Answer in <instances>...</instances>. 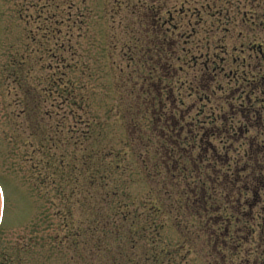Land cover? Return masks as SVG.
Wrapping results in <instances>:
<instances>
[{
	"label": "trees",
	"instance_id": "16d2710c",
	"mask_svg": "<svg viewBox=\"0 0 264 264\" xmlns=\"http://www.w3.org/2000/svg\"><path fill=\"white\" fill-rule=\"evenodd\" d=\"M66 4H70L68 0ZM151 5L152 19L150 25L146 24L153 30L150 34L156 32V38L154 41L151 38L154 44L148 45L146 54H154V59L158 57L154 60L151 76L161 69L162 77H165L172 68L166 58L174 44L165 34L162 35L164 31L160 28L169 22L161 17L164 5ZM60 8L57 1L47 0L43 6L42 25L37 33L32 30L28 33L32 45L41 40L43 43L34 49L27 41L25 52H16L9 63L12 68L18 61L20 67L28 60L31 68L35 62L31 59L42 51L39 62L45 57L57 59L64 70L61 75L66 78V82L60 85L55 76L51 77L41 87L28 85L25 77V86L18 85V89L23 88L24 98L20 102L25 109L10 118L14 128L11 138L28 157L30 172H33L31 176L43 188L47 205L50 208L55 204L63 207L59 214L51 216H55L58 223L53 224L50 218L45 226L50 237L47 241L49 247L68 244L75 257L86 264H216L218 255L219 264H227L236 240L235 228L243 225L242 220L244 227L249 226L243 216L245 206L253 202L250 196L254 199L259 189L264 188V100L255 101L248 109L250 111L243 113L244 117L242 111L246 103L233 108L229 118L226 115L214 118L209 132L198 125L197 140L192 138L193 123L186 122L177 102H170L164 96L166 92L169 94L171 86L158 76L151 80L156 85L144 83V90L151 87L153 90L136 97L135 105H130L126 111L130 119L124 122L130 130V138L127 142L123 140V145V141L119 143L126 151L116 149L117 142L108 141L113 130H106L108 125L102 123L100 116L91 117L84 113L87 131L80 133L78 125L70 127L65 120L63 123L56 118L55 103L61 99L62 103L70 102L71 107L80 105L79 102L85 106L90 100L83 95L85 89L92 91L93 99L99 94L95 90L99 83L94 77L92 83L96 87L90 90L82 79L71 82V70L73 72L75 65L69 67L61 53L70 49L73 38L82 37L86 24L77 21L80 15L77 20H72L59 14ZM172 11L178 12L176 8ZM172 11L168 12L173 24ZM65 24L70 32L66 35L68 40L63 43L56 36L61 35L60 30ZM194 29L192 36L195 35ZM73 30L79 34L75 35ZM50 44H55L56 49ZM72 48L75 60L79 56H76V47ZM210 61L208 65L203 64L209 77L217 69L214 64H209ZM18 70L22 71L21 68ZM16 82H22L21 76ZM239 84L236 90L242 92H246L248 85L249 89L252 87L249 83L247 87L243 82L239 81ZM252 85L253 89L264 91V75L261 74ZM58 88H61L59 98L55 97ZM237 112L244 121H237ZM21 116L27 125L23 131L16 123ZM217 120L222 124L216 125ZM117 124L114 122L115 127ZM242 126L248 130L252 127L256 135L248 146L239 144V150L234 154L235 145L227 144L238 140ZM24 133H27L26 137H23ZM203 135L217 138L220 145L212 150L209 148L210 152L205 154L208 150L202 145ZM219 152H224L225 160L218 159ZM203 155L209 160L201 162L199 157ZM21 156L24 161V155ZM132 177L135 180L132 181ZM136 178L143 182L147 180L148 188L145 195L140 193V198L131 191L134 181L137 183Z\"/></svg>",
	"mask_w": 264,
	"mask_h": 264
},
{
	"label": "rangeland",
	"instance_id": "374dc122",
	"mask_svg": "<svg viewBox=\"0 0 264 264\" xmlns=\"http://www.w3.org/2000/svg\"><path fill=\"white\" fill-rule=\"evenodd\" d=\"M56 1L61 6L59 14L72 20H77L80 15L77 21L86 24L82 37L73 38L69 43L70 49L61 53L69 67L75 65L76 69L73 72L71 70V82L83 80L90 90L96 87L92 83L94 77H97L99 83L98 89H95L99 94L93 99L92 91L85 89L83 95L90 98L86 107L80 102V105L71 107L70 102L62 103L61 99L55 103L56 118L63 123L65 120V124L70 127L78 125L76 127L80 133L87 131L83 117L87 112L91 117L100 116L102 123L108 125L106 130L112 128V135L108 139L110 143L117 142L119 145L121 141L127 142L130 138V130L124 122L130 119L126 111L130 105H135L136 97L142 96L146 91L150 93L152 87L144 90L145 82L153 85L152 79L162 77L161 69L151 76L154 60L158 57L154 59V54H146L148 45L154 44L150 41L151 38L152 41L156 38V32L150 34L152 29L148 27L152 19L149 9L154 3L157 7L164 5L161 17L169 22L160 28L164 31L162 35L165 34L170 43L174 44L170 56L166 58L172 68L168 69L167 75L162 69L166 75L161 78L162 82L169 83L172 88L164 96L170 102H177L186 122L193 123L192 138L198 140V125L209 132L207 130L212 127L214 118L219 119L223 115L229 118L233 108L246 103L242 111L244 117L243 113L249 112L248 109L255 101L264 100V91L253 89L252 85L261 74L264 75V0H68L70 4H66L67 0ZM46 2L47 0H0V264H86L75 257L68 244L49 247L47 241L50 237L45 226L51 219L53 224L58 223V219L51 216L59 214L63 207L55 204V207L50 208L47 205L43 188L31 176L33 172H30V162L26 160L28 157L11 138L14 128L10 118L20 115L25 109L20 102L24 98L23 88L18 89V85L25 86L24 78L27 77L25 83L28 85L36 84L41 87L54 76L58 84L66 82L64 75H61L64 70L57 59L45 57L39 62L42 51L31 59H35L31 68L28 60L26 64H20V67L18 61L15 67L11 68L9 65L16 52H25L23 49L27 41L32 45L28 33L31 30L37 33L36 30L42 25V17L45 15L43 6ZM173 8L178 12L172 11ZM168 11H172V18L175 19L173 24L170 23ZM73 31L75 35L79 34L77 30ZM60 32L61 35L58 33L56 38L66 42V35L70 32L67 24ZM162 35L158 37L165 36ZM39 43H43V40L32 45L33 48ZM76 43L80 48H77ZM54 45L50 44V47L56 49ZM74 46L78 60H74ZM57 54L61 59L60 54ZM209 59V64L217 67L210 77L203 67ZM19 76L22 78L21 83L16 82ZM239 81L245 83L246 87L249 83L253 88L249 89L248 85L246 92L236 90L240 85ZM60 95L61 88H58L55 97L59 98ZM235 117L239 122L244 121L238 112ZM114 122L118 123L116 127ZM16 123L20 124L22 131L27 127L23 116ZM216 123L222 124L220 120ZM26 135L24 133L23 137ZM255 135L252 127L249 130L243 129L238 140L228 141L227 145L234 144L233 152L236 154L239 144L248 146L249 142L254 141L252 138ZM203 136L204 139L207 138L201 141L208 150L205 154L210 152L209 148L212 150L220 145L217 138ZM124 141L121 142L122 145ZM225 141L222 140L223 143ZM117 147L121 149L123 146H116V149ZM218 149L220 151L219 146ZM121 151H126L125 147ZM219 153L218 159L225 160L224 152ZM21 155H24V161ZM199 160L202 162L209 158L203 155ZM137 175L143 177V174ZM131 179L133 181L135 177ZM136 179L137 183L134 181L131 191L139 196L147 190V180L143 182ZM251 197L250 200L254 201ZM79 215L83 218L82 212ZM241 222L245 225L243 220ZM260 224V220L253 222L252 227L239 224V236L247 242L241 244V251L228 264L254 263V251H262L259 238L263 228ZM246 228L251 233L249 237L246 236Z\"/></svg>",
	"mask_w": 264,
	"mask_h": 264
},
{
	"label": "flooded vegetation",
	"instance_id": "af4514ba",
	"mask_svg": "<svg viewBox=\"0 0 264 264\" xmlns=\"http://www.w3.org/2000/svg\"><path fill=\"white\" fill-rule=\"evenodd\" d=\"M263 200H264V188L259 189V194L257 195V197L254 198V201L245 206V209H244L245 214L243 215L249 222V226L247 225L246 227H252L253 222L257 220H260L263 224V225L260 224L263 230L261 231L260 238H259V244H260L262 251L261 252L254 251V254L256 255V260L254 261L253 264H264V201ZM246 229L248 233L246 236L249 237L251 233H249L248 228ZM240 232L241 231L239 230V228L236 227L234 230L236 240H234V243H233L234 244L233 249H232L233 255L231 256V259L227 262V264L233 259L235 255H237V253L241 251V244L243 243L245 244L247 242V241H244V239H241V237L238 235V233Z\"/></svg>",
	"mask_w": 264,
	"mask_h": 264
}]
</instances>
